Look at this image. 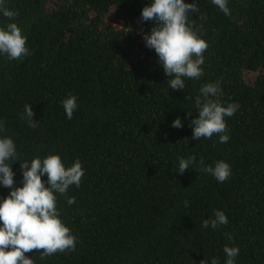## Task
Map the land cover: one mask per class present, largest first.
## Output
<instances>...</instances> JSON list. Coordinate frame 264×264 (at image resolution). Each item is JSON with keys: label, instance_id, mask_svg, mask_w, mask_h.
<instances>
[{"label": "trees", "instance_id": "obj_1", "mask_svg": "<svg viewBox=\"0 0 264 264\" xmlns=\"http://www.w3.org/2000/svg\"><path fill=\"white\" fill-rule=\"evenodd\" d=\"M194 2L188 22L209 45L203 75L173 91L143 39L154 26L141 20L151 0H5L17 15L0 13V27L16 23L31 53L0 55V138L16 145L15 186H23L20 163L36 157L59 155L66 167L78 159L84 169L78 188L56 194L75 250L25 253L35 264H225V246L238 247L234 264H264V0H228L230 15L212 0H184ZM217 81L221 93L210 98L239 105L225 118L229 140H193L195 98ZM218 161L231 167L223 183L202 170ZM9 191L0 185V201ZM214 210L227 225L203 227Z\"/></svg>", "mask_w": 264, "mask_h": 264}, {"label": "clouds", "instance_id": "obj_2", "mask_svg": "<svg viewBox=\"0 0 264 264\" xmlns=\"http://www.w3.org/2000/svg\"><path fill=\"white\" fill-rule=\"evenodd\" d=\"M212 3L225 15H230L228 0H212ZM190 12H198L196 3H184V0H151L141 11V20L153 21L149 35H144L145 46L153 49L158 56V63L171 90H184L185 79L198 80L203 75L204 52L208 43L201 39L192 24H189ZM0 13L7 20L15 19L17 13L5 6L0 0ZM203 19V17H200ZM27 37L16 23H7L0 27V55L8 60H21L30 55ZM221 93L220 82L205 84L200 95L195 98L198 118L191 121L192 139H211L213 134L219 136L220 143H227L226 117H232L239 105L229 103L226 107L210 97ZM191 99V97H188ZM66 117L70 120L77 109L76 97L69 95L62 101ZM24 113L29 126L35 128L39 123L33 120L31 105H26ZM173 128H181L179 118L173 121ZM3 124L0 122V130ZM195 157L179 160V174H183L194 162ZM19 161L16 145L9 137L0 138V185L9 189V194L0 201V264H35L25 253L33 250L40 252V258L50 257L56 253L75 250L76 237L60 219L57 210L56 194L64 195L70 186H80L84 169L77 159L66 167L59 155L36 157L30 164L20 163L22 170V187L15 186V173L11 165ZM200 163L203 165V159ZM202 170L212 175L217 182H225L231 175V167L224 161L215 166H204ZM47 176V181L41 178ZM69 205L75 203V197L67 200ZM215 219L203 221L202 226L216 229L227 225L228 218L223 211L214 210ZM226 254L225 264H234L239 254L238 247L223 249ZM204 264V261H201ZM211 264H217L213 258Z\"/></svg>", "mask_w": 264, "mask_h": 264}]
</instances>
